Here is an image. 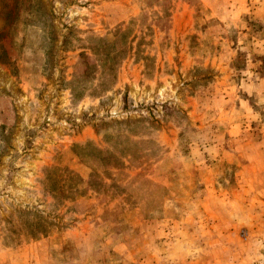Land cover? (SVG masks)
Here are the masks:
<instances>
[{"label": "rangeland", "instance_id": "1", "mask_svg": "<svg viewBox=\"0 0 264 264\" xmlns=\"http://www.w3.org/2000/svg\"><path fill=\"white\" fill-rule=\"evenodd\" d=\"M0 264H264V0H0Z\"/></svg>", "mask_w": 264, "mask_h": 264}]
</instances>
